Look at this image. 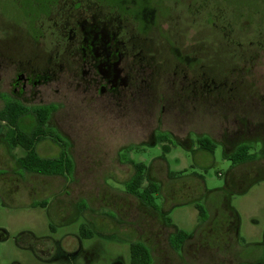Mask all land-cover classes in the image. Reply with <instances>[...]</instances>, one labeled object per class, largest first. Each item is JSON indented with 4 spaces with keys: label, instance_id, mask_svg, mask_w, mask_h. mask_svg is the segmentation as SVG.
<instances>
[{
    "label": "rangeland",
    "instance_id": "1",
    "mask_svg": "<svg viewBox=\"0 0 264 264\" xmlns=\"http://www.w3.org/2000/svg\"><path fill=\"white\" fill-rule=\"evenodd\" d=\"M207 6L206 64L214 84L206 105L186 107L184 128L160 123L154 104L143 113L97 103L61 81L25 100L29 106H57L50 125L69 141L75 171L61 176L24 171L18 161L24 152L10 148L2 130L0 264H131L130 245L137 241L151 249L150 264H217L234 250L264 251V0H207ZM31 7L27 0H0L1 49L14 39L26 44L27 37L37 51L46 48L28 19L40 8ZM177 7L189 16L183 3ZM206 13L191 37H200ZM10 56L0 55V109L1 95L11 94L17 65L24 61ZM34 125L31 114L21 120L25 131ZM168 129L180 140L197 133L218 144L213 153L202 150L192 135L198 150L193 153L158 132L161 142L154 144L155 131ZM129 147L127 156L148 166L143 188L150 181L160 184L152 204L127 191L135 171L125 154ZM238 147H246L252 160L234 165L229 156ZM37 149L42 157L60 152L51 139ZM82 226L92 237L81 235ZM178 231L187 234L184 241Z\"/></svg>",
    "mask_w": 264,
    "mask_h": 264
},
{
    "label": "flooded vegetation",
    "instance_id": "2",
    "mask_svg": "<svg viewBox=\"0 0 264 264\" xmlns=\"http://www.w3.org/2000/svg\"><path fill=\"white\" fill-rule=\"evenodd\" d=\"M27 1L31 8H40L28 19L34 38L41 37L46 48L37 51L34 39L28 37L26 44L14 39L0 48V55L24 59L17 65L11 94L1 95L4 99L25 104L43 87L61 81L88 93L97 103L139 108L143 113V107L154 104L160 109V123L179 128L186 126L187 106L197 102L201 107L206 105L208 88L214 84L208 79L206 64L207 0H178L189 12L187 17L177 11L178 4L164 0ZM203 11L206 17L205 24L200 25V37H191V30L203 22ZM186 34L191 40L185 41ZM237 45L242 47L243 43L238 41ZM41 105L48 104L34 106ZM157 132L168 134L193 153L198 150L192 135L197 140L203 137L190 133L180 140L178 133L160 130L154 133V144L160 142ZM235 138L239 134L232 140ZM237 251L217 264H261L264 259V251H238L240 259L234 263Z\"/></svg>",
    "mask_w": 264,
    "mask_h": 264
},
{
    "label": "trees",
    "instance_id": "3",
    "mask_svg": "<svg viewBox=\"0 0 264 264\" xmlns=\"http://www.w3.org/2000/svg\"><path fill=\"white\" fill-rule=\"evenodd\" d=\"M3 108L0 109V133L5 129V140L10 148L21 149L24 154L19 157L21 169L31 173H37L47 176H61L73 174L75 164L70 155V143L63 135L50 125V118L57 110L54 104L29 106L18 100L6 97ZM33 115L35 125L31 131H25L21 126V120L28 115ZM51 139L60 147L59 155L56 157H42L38 152V145L46 140ZM205 139V140H204ZM161 142V140H160ZM218 143L210 136H203L199 139L200 149L214 152ZM133 147L125 150L127 160L135 168L134 174L126 184L128 193L138 196L147 204L154 202V196L160 193V184L150 181L149 185L143 188L148 166L144 162H135L127 156ZM234 165L244 164L252 160L253 155L247 152L246 147H238L229 156ZM206 209L200 208V214H204ZM167 222L171 220L167 218ZM80 233L86 238L92 237L93 232L81 227ZM182 241L187 238L184 231H178L176 234ZM131 264H150L153 260L151 251L147 245L137 241L130 245Z\"/></svg>",
    "mask_w": 264,
    "mask_h": 264
}]
</instances>
